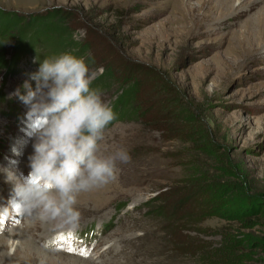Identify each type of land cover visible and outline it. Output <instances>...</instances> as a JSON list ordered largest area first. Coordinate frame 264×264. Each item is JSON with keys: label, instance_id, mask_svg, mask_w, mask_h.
Returning a JSON list of instances; mask_svg holds the SVG:
<instances>
[{"label": "rangeland", "instance_id": "obj_1", "mask_svg": "<svg viewBox=\"0 0 264 264\" xmlns=\"http://www.w3.org/2000/svg\"><path fill=\"white\" fill-rule=\"evenodd\" d=\"M0 10L24 22L63 11L70 33L68 41L40 37L39 44L27 33L32 50L0 69V192L5 169L31 171L29 106L16 93L26 94L25 81L35 89L30 77L45 58L85 59L90 89L115 117L101 152L129 156L116 162L114 179L76 194L75 231L10 207L8 185L10 196H0V264H198L168 250L145 205H158L167 186L187 193L202 176L209 180L201 186L213 190L199 196L194 188L191 210L215 203L212 193L225 204L181 239L218 247L222 237H248L240 262L264 264V0H0ZM12 41L0 49L11 64ZM132 84L138 94L129 105L122 96Z\"/></svg>", "mask_w": 264, "mask_h": 264}, {"label": "clouds", "instance_id": "obj_2", "mask_svg": "<svg viewBox=\"0 0 264 264\" xmlns=\"http://www.w3.org/2000/svg\"><path fill=\"white\" fill-rule=\"evenodd\" d=\"M35 89L25 81L33 154L27 177L5 169L13 185L10 207L41 222L75 231L79 212L76 194L115 178L116 162H127L126 151L101 152L103 129L115 117L102 102L98 89H90L92 74L82 58L69 53L45 58L31 75ZM14 155L17 154L13 149ZM14 163V162H13Z\"/></svg>", "mask_w": 264, "mask_h": 264}, {"label": "trees", "instance_id": "obj_3", "mask_svg": "<svg viewBox=\"0 0 264 264\" xmlns=\"http://www.w3.org/2000/svg\"><path fill=\"white\" fill-rule=\"evenodd\" d=\"M0 13L5 14L4 16L8 15L10 18V21L8 20L9 24H5L8 21H5L4 16L0 17V49L4 45H7L9 38H12V43H14L16 48L12 57V64L5 59V52L0 50V69L9 70L12 66L16 67L20 54H24V52L28 53L32 50L30 45L27 46L28 43L25 39L27 33H30V37H32L30 41L34 44L36 42L39 44L42 41L41 39L46 42L53 39L68 41L70 35L66 25L68 18L63 11L59 13L58 11H53L41 15H31L27 19L29 21L25 22L21 21L16 13H5L2 10H0ZM40 37L42 38L40 39ZM80 52L77 49V53ZM137 94L138 91L134 84H132L130 91L127 90L122 98L129 99L128 104L130 105L135 102ZM200 180L198 187L193 184V187L188 189L187 193L181 195H179L180 191L172 185L167 186L161 193L158 201L160 203L158 205H154L152 202L148 203L145 205L146 212L150 216L153 215V219L159 220V231L162 232L166 246H169V251H180L182 255L189 256L190 259H196L198 264H242L240 262L242 253H239L238 248L248 249L246 247L250 242L248 237H244L240 241H235L231 238L227 240V238L222 237L218 247H213L210 242L203 241L202 239H197L196 241H188L186 239L183 241L181 239V234L184 231H194L198 224H201L205 219L212 216L219 217L223 210L222 205L225 204L224 202H220L222 196L219 192L217 196L212 193L215 196V200H217L215 203L210 204L206 210L198 212L191 210L192 201L189 195L194 191V188L199 189V196L203 195V192H211L213 190L207 189L205 191V187L201 186L203 180H209L207 176H202Z\"/></svg>", "mask_w": 264, "mask_h": 264}, {"label": "bare ground", "instance_id": "obj_4", "mask_svg": "<svg viewBox=\"0 0 264 264\" xmlns=\"http://www.w3.org/2000/svg\"><path fill=\"white\" fill-rule=\"evenodd\" d=\"M5 183V182H4ZM4 183H2V184H4ZM11 183L10 182H6V184H4L2 187H3V190H2V192H0V196L2 195V197H5V196H10V194L7 192V190H8V188H9V186L8 185H10ZM1 186V185H0ZM7 198V197H6ZM3 205V204H2ZM1 229V228H0ZM5 239H6V237L4 238V239H2V240H0V244L1 245H3V248L6 246L5 245ZM4 240V241H3ZM3 252V251H2ZM1 252V253H2ZM25 252H26V250H25ZM27 253V252H26ZM30 255V254H29ZM4 259V258H3ZM7 262V261H6Z\"/></svg>", "mask_w": 264, "mask_h": 264}, {"label": "snow or ice", "instance_id": "obj_5", "mask_svg": "<svg viewBox=\"0 0 264 264\" xmlns=\"http://www.w3.org/2000/svg\"><path fill=\"white\" fill-rule=\"evenodd\" d=\"M60 239H64L63 237H61ZM68 251H73V249L71 248V247H69L68 249H67ZM82 255H83V253H81Z\"/></svg>", "mask_w": 264, "mask_h": 264}]
</instances>
